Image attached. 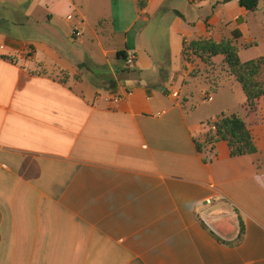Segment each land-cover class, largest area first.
Wrapping results in <instances>:
<instances>
[{"label":"crops","instance_id":"0c3cea01","mask_svg":"<svg viewBox=\"0 0 264 264\" xmlns=\"http://www.w3.org/2000/svg\"><path fill=\"white\" fill-rule=\"evenodd\" d=\"M138 1L0 0V264H264V97L251 112L224 76L211 107L183 102L207 88L185 44L238 31L241 62L264 58L243 57L264 41V0ZM223 114L257 154L198 152Z\"/></svg>","mask_w":264,"mask_h":264},{"label":"trees","instance_id":"16d2710c","mask_svg":"<svg viewBox=\"0 0 264 264\" xmlns=\"http://www.w3.org/2000/svg\"><path fill=\"white\" fill-rule=\"evenodd\" d=\"M148 1H138V7L141 11L146 8ZM232 1H237L241 8L254 13L258 10L262 0H227V2ZM241 36V33L236 31L231 40L224 39L216 42L212 39H203L193 41L190 44H185L183 56L191 52L205 63H210L216 57H224L225 65L243 88L249 110L254 112L257 102L264 97V81L260 79L264 75V58L242 63L239 58V49L234 43ZM126 56V52L118 54V58L122 60H125ZM213 91L211 90L210 93ZM223 141L228 143L233 158L251 156L258 152L253 134L245 120L237 114H223L207 123L203 141L196 140L195 143L198 152L202 153L205 148L214 149L219 142Z\"/></svg>","mask_w":264,"mask_h":264},{"label":"rangeland","instance_id":"374dc122","mask_svg":"<svg viewBox=\"0 0 264 264\" xmlns=\"http://www.w3.org/2000/svg\"><path fill=\"white\" fill-rule=\"evenodd\" d=\"M263 3L264 1L261 2L260 4L261 7ZM263 44L264 41H261V39L259 38L256 45H254V47L256 46L257 48H253L248 52L246 51L243 54V57L245 59H248L258 55L261 52H264ZM214 59L215 58H213L210 63H205L202 61L201 58H199L197 55L191 52L185 54L184 56V61L186 64L185 69L188 72L187 74L189 75L190 80L194 81L192 87L196 88L200 86L198 84H202L203 86L207 85V88L203 93H200L199 89L196 90V93L194 91V88L190 90L187 89L186 92H184L185 96L183 97V102L190 101L191 98L195 95L193 99V103L195 107L202 108V110H204L207 109L208 107H211V105H213V103L205 104L203 102L207 97L212 96L210 90H212L213 87L217 85L219 79H221L222 77L233 76L230 70L226 68L225 60L224 63L219 64L215 62ZM260 79L264 81V75ZM184 84H187V82L185 81ZM185 86L186 85H183V87ZM202 139H204V137Z\"/></svg>","mask_w":264,"mask_h":264},{"label":"built area","instance_id":"2783aa9c","mask_svg":"<svg viewBox=\"0 0 264 264\" xmlns=\"http://www.w3.org/2000/svg\"><path fill=\"white\" fill-rule=\"evenodd\" d=\"M75 35L79 37L80 33L75 31ZM124 66L127 70H134L137 66V54L133 52H128L126 59L124 60ZM121 98V96L117 97L116 101L118 102Z\"/></svg>","mask_w":264,"mask_h":264},{"label":"water","instance_id":"95a60500","mask_svg":"<svg viewBox=\"0 0 264 264\" xmlns=\"http://www.w3.org/2000/svg\"><path fill=\"white\" fill-rule=\"evenodd\" d=\"M212 215H221V214H219V213H213Z\"/></svg>","mask_w":264,"mask_h":264}]
</instances>
